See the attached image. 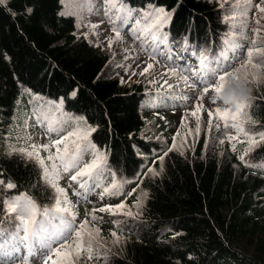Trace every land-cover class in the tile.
<instances>
[{
  "label": "trees",
  "instance_id": "1",
  "mask_svg": "<svg viewBox=\"0 0 264 264\" xmlns=\"http://www.w3.org/2000/svg\"><path fill=\"white\" fill-rule=\"evenodd\" d=\"M125 4L134 11L164 7L174 15L175 34L194 40L212 42L225 30L216 1L123 0ZM62 7V0H7L0 5V179L7 183L11 178L17 186L8 191L6 202L13 195H27L39 207L54 206L51 189L40 187L42 172L38 176L16 151L7 154L36 145L50 163L42 146L58 137L54 133L46 143H34L28 128L31 109L41 112L47 106L50 128L63 113L96 129L90 140L106 157L98 198L104 187L127 181L121 194L103 196L86 226L109 241L118 238L121 246L105 254L93 249L90 262L264 264V167L259 166L264 165V141L253 143L264 133V63L258 64L260 79L249 106L253 123L243 128L247 135L223 141L219 151L208 145L206 129L194 137L184 127L151 136L148 129L158 121L159 111L146 103L145 86L123 83L119 76L100 77L109 55L77 35L75 19L62 14ZM61 100L62 105L52 107ZM173 144L175 149L167 151ZM62 180L58 184L73 202L70 188L76 182L68 176L66 183ZM121 203L125 208L115 215L140 207V223L133 230L111 212L94 211ZM71 251L73 257L77 249ZM85 254L80 250L79 255Z\"/></svg>",
  "mask_w": 264,
  "mask_h": 264
},
{
  "label": "snow or ice",
  "instance_id": "2",
  "mask_svg": "<svg viewBox=\"0 0 264 264\" xmlns=\"http://www.w3.org/2000/svg\"><path fill=\"white\" fill-rule=\"evenodd\" d=\"M6 2L7 0H0V5H5ZM79 2L90 3V0H79ZM105 3L109 8L117 7L113 0H105ZM120 7H123V5L121 4ZM31 11L32 9H27L29 14H31ZM260 11L264 12V7L260 8ZM134 15L142 17L143 23L147 28L146 39L154 49L150 58L154 59L157 56H162L168 65L170 74L182 80L187 87L195 88L199 84L202 86L204 93H208L210 88L214 87L216 97L212 103L218 100L222 101L226 106H235V113H231V118L234 121L242 115L246 107L245 102L236 101L234 104H226L220 95L228 83V77L240 79L239 75L234 74L233 65H229L227 68L224 66L228 53H236L242 47L240 40L236 36L229 35L222 37L215 55L207 54L203 48H196L185 42L183 49L189 53L188 58L193 60V64L188 65L187 59H184L181 53L183 62L178 69L176 60L171 54L174 49L169 48L168 52L164 51V48L168 46V33L164 32L163 29L171 22L172 14L166 12L164 8L156 7L151 8L150 11L136 10L134 14L130 8L126 9L120 16L119 29L113 21V31L115 32L116 39H121V31L128 26ZM135 23L140 24L141 20L137 19ZM129 31L132 32L133 36L138 37L137 29L130 28ZM235 31L236 28L233 24L230 28V33ZM244 38L246 39V36ZM173 43L175 42L173 41ZM253 44L255 45L256 41H253ZM254 50L257 54L264 56V46L256 47ZM247 57V65L257 67V65L253 64V50L247 51ZM152 67L153 65L149 64L141 72V75H144ZM245 67L246 65L242 63L241 69ZM235 71L239 72L240 70L237 69ZM190 76L195 77V80L191 84H189ZM211 81H216L217 83L213 86L210 83ZM152 82L155 83L156 81ZM244 82H248L246 77L244 78ZM164 84L169 89L173 87L167 80L164 81ZM71 95L74 96L75 91ZM178 98L181 102H184L188 99V96L186 93L178 95L166 93L160 97L161 102L177 100ZM196 98L203 99V97ZM62 104L63 100L59 102V105L54 104L52 107L57 108ZM184 106L187 107V104L185 103ZM46 108L47 106L41 109L42 114H47ZM201 108L202 105L197 104L196 111H192L191 115L196 117L197 112ZM216 113L220 119H224L225 121H227L230 115L229 113L221 112L219 107L216 108ZM211 115L212 113L209 112V116ZM61 116L63 118L58 119L49 129L58 138L52 140L50 144L42 146L43 150L48 152L46 159L50 163H46L45 159L39 155L36 145H31L32 150L28 152L10 149L7 153L11 155L12 151H16L21 158L28 160V162L34 165L38 176L42 172L43 179L40 180V187L51 189V191H48V195L54 206L39 207L27 195H13L8 197L6 202L5 197L8 191L15 189L17 186L11 178L8 179L7 183L0 179V264H16L17 261H21L22 264H29V259L31 256L36 255L37 252L42 253V258L46 257L43 260V264H47V261H51L52 264H58L56 260L52 259L53 255L67 258L73 254L71 251L73 247L77 249L76 256H79L80 250H86L89 253L88 259H92L93 245L95 244L99 247L93 232L86 227L89 224V219L86 216L83 221L77 223V213L73 208L72 202L67 199L66 190L59 186L58 181L64 178L65 174H68L69 181L76 182L79 189L83 190V192L77 191L76 195L87 199V193L101 186V178L104 176V168L106 166V157L104 152L99 151L90 140L91 133L96 130L95 128L87 126L86 121L82 118L64 116L63 113H61ZM232 126L238 133L247 135L239 123H233ZM218 127L219 125H217ZM225 127H227V123ZM190 132L191 130L189 129ZM196 132H200L199 123L197 124ZM262 141H264V133L260 134L258 139L253 138V143L255 144H259ZM221 143L223 142L221 141ZM175 147V144H173L167 151H172ZM52 148H55V152H52ZM165 155H167V152L158 157V160L162 161ZM86 156L92 157L90 162L85 160ZM240 158L243 160L244 156ZM2 176L3 170H0V177ZM125 183L127 181L114 182L110 188L104 187L101 199H103L104 195L121 194ZM71 186L72 184L70 183L69 187ZM124 208L125 204L121 203L116 206L101 207L94 211L101 213L111 212L115 215L118 209ZM126 214L132 215L130 211ZM91 219L95 222L96 216L93 214ZM85 235L87 236V241L84 239ZM116 235V232L112 233L113 237H116ZM104 258L106 259V257ZM69 264H73V262L70 261Z\"/></svg>",
  "mask_w": 264,
  "mask_h": 264
},
{
  "label": "rangeland",
  "instance_id": "3",
  "mask_svg": "<svg viewBox=\"0 0 264 264\" xmlns=\"http://www.w3.org/2000/svg\"><path fill=\"white\" fill-rule=\"evenodd\" d=\"M217 1L224 16L222 17V22L227 26L224 34L220 36L233 35L244 43V46L241 44L242 47L236 53L237 58H241V63L235 70L239 69L240 71L236 72L234 70V74L239 75L240 80L243 81L245 77L247 78V85L251 89V94L258 84V69L252 65H247V51L253 50L252 59L254 65L261 59L264 60L263 56L257 54L254 50L256 47L264 46V12L260 11V8L264 7V0ZM113 2L117 7L109 8L105 0H90V3H81L79 0H62L63 7L61 13L74 16L77 25V34L84 36L90 43L97 46L99 45L105 53L109 54L110 61L101 73V77L108 78L119 75L123 82H141L142 84L150 86L153 91H156L161 96L166 93H172L173 95L186 93L188 99L181 105V112L172 114L171 111L165 110L163 115L159 118L158 123L152 126L149 132L156 135L168 128L178 129L184 126V128H186L185 131L189 132L190 129L191 132L189 134L194 137V134L197 133V124L199 123L200 132L204 131V129L207 131L208 145L217 148L219 151L220 148H222L221 141H225L227 137L237 132L232 126L233 123H239L240 126H242L250 119L248 112L243 110L242 115L234 121L231 118V113H235V106H226L222 101L218 100L212 103L216 97L214 87L210 88L208 93H204L202 91V86L199 84H197L195 88L187 87L184 82L176 76L173 78L169 72V68L165 66L162 61V56H157L154 59L150 58L152 53H150L149 50L153 51L154 49L146 39L147 28L143 23L142 17L134 15L128 26L121 31V39H116L115 32L113 31V21L117 27L118 22H120L118 16H121L129 7H120V0H113ZM150 10L151 9L148 11ZM118 12L120 14H118ZM137 19L141 20L140 24L135 23ZM233 24L235 25L236 31L230 33V28ZM130 28L137 29L138 37L133 36L132 32L129 31ZM245 36L246 39L244 38ZM253 41H256L255 45ZM242 63L246 65L244 69H241ZM149 64L153 65V67L144 75H141V72H143ZM230 79H232V77H228V81ZM165 80L173 85L171 89L164 84ZM194 80V77L189 78V84L193 83ZM152 81L156 82L153 83ZM210 83L214 86L217 82L211 81ZM196 97H203V99L200 100ZM177 100L179 101L180 99L178 98ZM185 103L187 107L184 106ZM197 104H201L202 108L197 112V116L193 117L191 112L196 111ZM164 106L166 108L167 104L163 103L162 107ZM218 107L221 109V112L230 114L227 121L219 118L216 113V108ZM209 112L212 113L211 116H209ZM39 119L44 118L40 116ZM226 123L227 127H225ZM40 124L41 126L32 125V139L36 138L41 140L46 135L47 131L42 127L45 125V121L42 120ZM217 125H219L218 128ZM130 212L132 213L131 216L123 214L125 215H122L123 218L127 217L137 222L136 218L139 214L138 208ZM92 232L99 245V247L95 245L99 249V253H103V250H107V253H109L112 252L110 249L112 250L113 246L116 249L119 247L117 241L114 243L108 242L106 238L99 234L97 235L96 231ZM85 238L87 240L86 235ZM74 264L96 263L94 261L88 262L87 259L79 257L74 261Z\"/></svg>",
  "mask_w": 264,
  "mask_h": 264
},
{
  "label": "clouds",
  "instance_id": "4",
  "mask_svg": "<svg viewBox=\"0 0 264 264\" xmlns=\"http://www.w3.org/2000/svg\"><path fill=\"white\" fill-rule=\"evenodd\" d=\"M251 89L243 80L232 78L225 85L220 94L226 104H234L236 101H242L250 95Z\"/></svg>",
  "mask_w": 264,
  "mask_h": 264
}]
</instances>
